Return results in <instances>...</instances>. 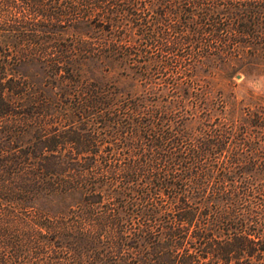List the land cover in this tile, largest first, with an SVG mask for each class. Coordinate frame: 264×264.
Listing matches in <instances>:
<instances>
[{"label":"trees","instance_id":"1","mask_svg":"<svg viewBox=\"0 0 264 264\" xmlns=\"http://www.w3.org/2000/svg\"><path fill=\"white\" fill-rule=\"evenodd\" d=\"M0 264H264V0H0Z\"/></svg>","mask_w":264,"mask_h":264},{"label":"rangeland","instance_id":"2","mask_svg":"<svg viewBox=\"0 0 264 264\" xmlns=\"http://www.w3.org/2000/svg\"><path fill=\"white\" fill-rule=\"evenodd\" d=\"M235 80H236V82H240L242 80V77L241 76H240V78L235 77Z\"/></svg>","mask_w":264,"mask_h":264},{"label":"water","instance_id":"3","mask_svg":"<svg viewBox=\"0 0 264 264\" xmlns=\"http://www.w3.org/2000/svg\"><path fill=\"white\" fill-rule=\"evenodd\" d=\"M236 77H237V78H240V75H237Z\"/></svg>","mask_w":264,"mask_h":264}]
</instances>
